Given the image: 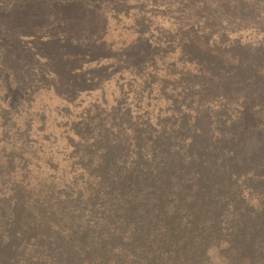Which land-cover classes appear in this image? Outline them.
I'll list each match as a JSON object with an SVG mask.
<instances>
[{"label":"trees","instance_id":"obj_1","mask_svg":"<svg viewBox=\"0 0 264 264\" xmlns=\"http://www.w3.org/2000/svg\"><path fill=\"white\" fill-rule=\"evenodd\" d=\"M121 12L0 0V264H264L263 39Z\"/></svg>","mask_w":264,"mask_h":264},{"label":"rangeland","instance_id":"obj_2","mask_svg":"<svg viewBox=\"0 0 264 264\" xmlns=\"http://www.w3.org/2000/svg\"><path fill=\"white\" fill-rule=\"evenodd\" d=\"M117 1L122 6V9H126L129 17H124L123 12H121L119 23L112 18L107 21L106 39L113 45L112 50L115 53V58L122 52L121 49L128 42L135 39V34L132 30L135 28L133 23L137 24L134 19L142 17L150 24L149 28L151 31L147 35L154 33L155 37L160 36L161 42L171 36L162 34L160 32L162 29L170 30L171 33H174L178 26L187 28L192 25L201 26L206 31L216 29L214 30V35L224 33L230 40L238 38L243 43L251 42L256 44L263 39L264 44V33L262 32V27H264V0L262 4L258 0ZM247 12L250 14H247ZM142 14L145 17L141 16ZM164 46H166L164 43L161 44V47ZM166 64H172L171 57H167L164 65L166 66ZM115 79L111 78V81L105 84V94L110 99H112V92L116 90ZM98 95L100 96V90L92 89L82 91L79 98H84L83 102H87ZM44 102L53 108L57 104L63 103L64 100L58 97H52L47 100L44 97ZM37 114L38 117L41 113ZM211 262L213 264H230L216 249L211 250Z\"/></svg>","mask_w":264,"mask_h":264}]
</instances>
